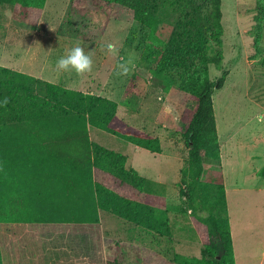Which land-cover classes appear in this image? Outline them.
I'll return each mask as SVG.
<instances>
[{
  "label": "rangeland",
  "instance_id": "rangeland-1",
  "mask_svg": "<svg viewBox=\"0 0 264 264\" xmlns=\"http://www.w3.org/2000/svg\"><path fill=\"white\" fill-rule=\"evenodd\" d=\"M262 1L221 0L223 59L220 69L209 67L213 81L224 75L222 87L212 91L219 157L202 158L195 201L196 213L206 216L201 190L208 183L214 182L217 190L225 185L235 264H264V174L259 173L264 168V73L254 47L256 7ZM144 35L132 12L117 4L100 8L88 0L79 6L72 0H46L43 8L25 15L18 7L0 15V65L108 98L126 124L158 138L160 152H151L89 128L92 141L125 155L126 167L154 184L142 192L99 171L94 179L126 198L144 201L170 227L161 234L103 210L94 223L3 221L2 264H176L174 254L201 257L206 228L180 192L186 186L185 129L194 103L187 93L165 88L139 63ZM78 43L93 53V71L58 74L57 59ZM109 44L117 49L115 55ZM120 57L135 64L127 76L115 74Z\"/></svg>",
  "mask_w": 264,
  "mask_h": 264
},
{
  "label": "trees",
  "instance_id": "trees-1",
  "mask_svg": "<svg viewBox=\"0 0 264 264\" xmlns=\"http://www.w3.org/2000/svg\"><path fill=\"white\" fill-rule=\"evenodd\" d=\"M46 0H0V15L19 8L25 15ZM96 6L121 5L146 31L139 63L164 84L187 93L193 109L185 129L189 160L180 192L192 215L204 226L201 257L174 254L176 264H235L226 213L224 185L205 184L202 197L208 214L196 212L203 157H219L209 67L220 69L222 52L221 0H88ZM85 0H72L74 6ZM255 50L264 73V1L256 7ZM0 223L9 220L94 223L98 210L109 211L161 234L170 231L144 201L126 198L94 179L105 173L120 184L148 192L154 182L126 167V156L89 137V128L118 136L151 152L159 140L117 116L108 98L64 88L57 83L0 65ZM261 171V172H260ZM259 171L264 174V168ZM183 178V176H182ZM0 264L1 257H0ZM107 264H123L117 261ZM145 264H149L147 261Z\"/></svg>",
  "mask_w": 264,
  "mask_h": 264
},
{
  "label": "clouds",
  "instance_id": "clouds-1",
  "mask_svg": "<svg viewBox=\"0 0 264 264\" xmlns=\"http://www.w3.org/2000/svg\"><path fill=\"white\" fill-rule=\"evenodd\" d=\"M50 30H54L51 29ZM107 49L113 55L116 54L117 49L112 44L107 45ZM93 53L91 51L85 52V48L82 44L78 43L76 46L67 50L66 54L59 57L55 64V70L58 74H64L74 71L77 75H84L93 71ZM122 63L117 65L118 71L116 75L127 76L134 70L135 64L132 58L127 60L124 57H120ZM9 103V98L5 96L2 101H0V106L6 107Z\"/></svg>",
  "mask_w": 264,
  "mask_h": 264
},
{
  "label": "crops",
  "instance_id": "crops-1",
  "mask_svg": "<svg viewBox=\"0 0 264 264\" xmlns=\"http://www.w3.org/2000/svg\"><path fill=\"white\" fill-rule=\"evenodd\" d=\"M23 72V71H22ZM23 73H25V72H23ZM26 74H28V73H26ZM28 75H32V76H34V77H37V78H41L42 79V75H40V74H34L33 72L32 73H30V74H28ZM47 81V80H46ZM50 82V81H49ZM52 83H54V82H52ZM224 185V184H223ZM224 189H225V191H226V187H225V185H224ZM264 252V250L262 249V255L264 254L263 253ZM232 253H233V251H232ZM234 262H235V260H234Z\"/></svg>",
  "mask_w": 264,
  "mask_h": 264
}]
</instances>
